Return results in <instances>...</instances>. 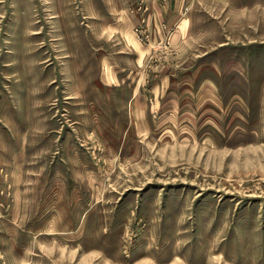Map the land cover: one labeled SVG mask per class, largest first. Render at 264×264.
Returning <instances> with one entry per match:
<instances>
[{
    "label": "rangeland",
    "instance_id": "374dc122",
    "mask_svg": "<svg viewBox=\"0 0 264 264\" xmlns=\"http://www.w3.org/2000/svg\"><path fill=\"white\" fill-rule=\"evenodd\" d=\"M0 264H264V0H0Z\"/></svg>",
    "mask_w": 264,
    "mask_h": 264
},
{
    "label": "crops",
    "instance_id": "0c3cea01",
    "mask_svg": "<svg viewBox=\"0 0 264 264\" xmlns=\"http://www.w3.org/2000/svg\"><path fill=\"white\" fill-rule=\"evenodd\" d=\"M177 19H179V22L183 20V22H186V25H188V28L190 27V24H191L190 17H188V16H183V15H182L181 18L179 17V18H177ZM174 20H176V18H175ZM169 23H170V22H169ZM171 23H172V22H171Z\"/></svg>",
    "mask_w": 264,
    "mask_h": 264
}]
</instances>
